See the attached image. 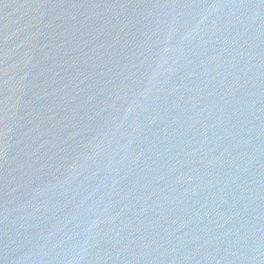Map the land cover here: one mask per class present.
<instances>
[{"label": "water", "instance_id": "obj_1", "mask_svg": "<svg viewBox=\"0 0 264 264\" xmlns=\"http://www.w3.org/2000/svg\"><path fill=\"white\" fill-rule=\"evenodd\" d=\"M0 264H264V0H0Z\"/></svg>", "mask_w": 264, "mask_h": 264}]
</instances>
